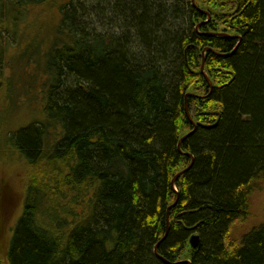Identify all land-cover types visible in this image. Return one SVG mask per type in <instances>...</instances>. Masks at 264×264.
Wrapping results in <instances>:
<instances>
[{
	"label": "trees",
	"instance_id": "obj_1",
	"mask_svg": "<svg viewBox=\"0 0 264 264\" xmlns=\"http://www.w3.org/2000/svg\"><path fill=\"white\" fill-rule=\"evenodd\" d=\"M33 9L48 79L0 138L26 165L9 264H264V222L228 240L264 182V0H0V87Z\"/></svg>",
	"mask_w": 264,
	"mask_h": 264
},
{
	"label": "rangeland",
	"instance_id": "obj_2",
	"mask_svg": "<svg viewBox=\"0 0 264 264\" xmlns=\"http://www.w3.org/2000/svg\"><path fill=\"white\" fill-rule=\"evenodd\" d=\"M33 8V7H32ZM31 8V9H32ZM35 9L20 20L18 30L13 38L6 37L13 45L7 54L3 74L11 78L10 90L0 87V138H4L6 131H15L19 127L28 125L36 118L43 116V96L46 89L48 75L44 73V58L35 54L26 62L23 52L32 53L30 44L34 38H44L41 25L46 23V17L33 18ZM45 18V19H44ZM49 35V34H48ZM52 38V35H49ZM48 47V42L41 44V51ZM38 65V66H37ZM13 88V89H12ZM12 89V90H11ZM5 140V139H4ZM26 165L18 151L5 141H0V264H9L5 250L12 236V228L16 226L24 206L26 179L24 172ZM264 222V182H260L250 198V213L246 219L238 220L232 226L228 240L240 237L251 227Z\"/></svg>",
	"mask_w": 264,
	"mask_h": 264
},
{
	"label": "water",
	"instance_id": "obj_3",
	"mask_svg": "<svg viewBox=\"0 0 264 264\" xmlns=\"http://www.w3.org/2000/svg\"><path fill=\"white\" fill-rule=\"evenodd\" d=\"M209 50H211V51H213V52H216V51H214V50L211 49V48H205V50H204V52H203V53H204V59H203V62H202L201 71H202L203 75L206 77V79L208 80V82L210 83V85H211V87H212V82L210 81V78H209V76H208V74H207V72H206V69H205V53H206V51H209ZM216 53H217V52H216ZM188 96H194V94H193V93H189ZM185 109H186L187 117H188L190 120H192L191 112H190L189 105H188V102H187V101H186V104H185ZM192 122H193V121H192ZM195 126H196V125H195ZM195 130H196V127H195V129H194L192 132L188 133L186 136H184V137L180 140L179 148H181V144H182V142L184 141V139H185L186 137H188L190 134H192ZM192 165H193V157H192V162H191V164H190L187 168H185L184 170L180 171V172H179V173L173 178V180H172V184L175 185L177 179H178L181 175H183L185 172H187V171L192 167ZM177 201H178V198H177V200L175 201V203H174L172 206H175L176 203H177ZM172 206H171V207H172ZM171 207L169 208V211H170ZM169 229H170V212H168V215H167V230H166V234H165V236L163 237V239L166 238V236H167V234H168V232H169ZM163 239H162V240H163ZM190 244H191V246H193V247H197V246L200 244V237H199V235H197V234L192 235V237L190 238ZM158 245H159V244H157V246H156V248H155V251H156L157 254H158Z\"/></svg>",
	"mask_w": 264,
	"mask_h": 264
}]
</instances>
